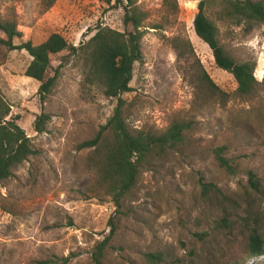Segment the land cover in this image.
<instances>
[{
  "label": "rangeland",
  "instance_id": "1",
  "mask_svg": "<svg viewBox=\"0 0 264 264\" xmlns=\"http://www.w3.org/2000/svg\"><path fill=\"white\" fill-rule=\"evenodd\" d=\"M132 1L145 15L142 60L134 64L130 92L121 96L123 116L132 130L158 133L175 121L188 122L185 147L143 168L115 207L96 185L93 149L78 145L105 125L116 100L83 86L82 60L64 51L50 57L46 76L57 71V78L41 106L39 82L24 76L29 55L0 45L7 120L19 117L16 124L35 152L0 182V264L67 257V264H94V247L108 236L102 264H150L148 253H161V264H264V256L252 259L247 248L252 230L264 239V25L245 32L218 23L215 6L206 10L226 51L238 62L256 64L259 90L241 99L232 75L217 68L194 33L201 0ZM123 15L116 0H55L46 10L42 0H0V18L15 22L22 34L15 45H39L57 33L78 47L97 27L124 32ZM202 73L226 101L210 97ZM41 112L48 121L36 133L33 123ZM221 147L231 172L214 157ZM250 172L256 189L248 182ZM200 183L218 193L213 189L205 198Z\"/></svg>",
  "mask_w": 264,
  "mask_h": 264
},
{
  "label": "trees",
  "instance_id": "2",
  "mask_svg": "<svg viewBox=\"0 0 264 264\" xmlns=\"http://www.w3.org/2000/svg\"><path fill=\"white\" fill-rule=\"evenodd\" d=\"M93 1V0H87ZM55 0H42L44 9H49ZM124 10L122 24L124 32L106 27H97L87 41L74 47L57 33L51 34L43 43L33 45L30 41L15 45L14 39L22 37L15 22L0 18V45L9 51H25L31 61L24 76L39 82L38 99L43 106L50 94L56 74L47 77L50 57L64 51L68 56L82 60L83 86L98 88L104 97L116 100L111 117L96 135L78 145L79 150L93 149L99 161L96 185L112 198L114 206L121 207L122 199L135 186L141 170L149 167L172 151L186 145V136L191 130L188 122H173L164 132L152 130H132L124 118L125 101L123 94L130 92L135 63L141 62V40L143 37L144 13L140 12L132 0H116ZM126 3V5H124ZM215 6V20L232 27L242 26L245 32L264 25V2L254 0H201L193 20L194 33L212 52L217 68L230 73L236 83L235 95L241 99L253 98L259 83L254 78L256 64L253 61H236L224 48L219 39V30L206 10ZM130 28V30H129ZM187 47V45H186ZM189 48V46H188ZM204 89L214 100L224 102L227 95L218 90L208 77L202 73L200 78ZM10 107L0 98V182L11 176V171L35 154L30 146V139L16 124V118L7 120ZM48 115L41 112L36 116L33 128L36 133H43ZM224 147L214 150V157L219 166L231 172L232 167L224 155ZM249 184L256 189L253 173H249ZM202 195L206 198L211 190L217 189L211 184L200 183ZM109 226L113 228V224ZM112 234V230H111ZM110 236L94 247L92 261L102 264V258ZM248 256L252 259L264 256V239L256 230L248 236ZM145 259L150 264H161L164 257L161 253H148ZM68 257L56 261H45L42 264H67Z\"/></svg>",
  "mask_w": 264,
  "mask_h": 264
}]
</instances>
